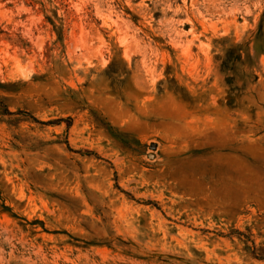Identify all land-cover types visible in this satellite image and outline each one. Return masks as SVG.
<instances>
[{
    "label": "rangeland",
    "instance_id": "1",
    "mask_svg": "<svg viewBox=\"0 0 264 264\" xmlns=\"http://www.w3.org/2000/svg\"><path fill=\"white\" fill-rule=\"evenodd\" d=\"M0 264H264V0H0Z\"/></svg>",
    "mask_w": 264,
    "mask_h": 264
}]
</instances>
